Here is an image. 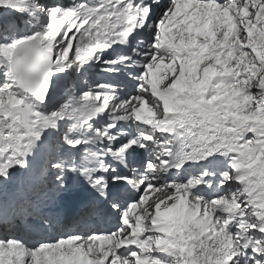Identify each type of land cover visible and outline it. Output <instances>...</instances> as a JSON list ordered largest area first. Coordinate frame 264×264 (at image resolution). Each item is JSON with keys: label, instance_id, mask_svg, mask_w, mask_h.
I'll use <instances>...</instances> for the list:
<instances>
[{"label": "snow or ice", "instance_id": "6c2138e0", "mask_svg": "<svg viewBox=\"0 0 264 264\" xmlns=\"http://www.w3.org/2000/svg\"><path fill=\"white\" fill-rule=\"evenodd\" d=\"M10 2L12 0H0V6ZM16 2L21 8L33 6L29 0ZM209 3L219 6L220 9L234 5V12L241 7L246 9L249 16L253 17V22L262 26L261 32L250 36L246 31L244 38L241 39L239 29H236L230 39H225L221 31L223 23L219 13L215 8L209 9ZM176 7L177 0H170L169 6L164 9L155 25L153 42L149 45L150 52L144 53L150 58L138 76L139 90L146 86L145 78L152 66L161 61L178 63V58L200 59L204 56L206 47L209 59L203 66L219 59L223 67L218 68V79L206 82L203 88L189 87L187 89L189 96L177 100V104L180 105L179 113L173 116L166 114L163 118L165 123L160 127L164 132L177 133L187 141L188 150L179 152L171 166L179 168L185 161H199L215 153L229 157V170L222 173L221 184L235 180L243 185L239 196L233 192L229 197L235 202L243 198V203L236 209L241 215L237 218L231 209L226 210L225 215L228 218L224 219L222 227L217 226L219 218L215 216V212L219 209L216 207L211 211L206 210L207 221L197 218L196 209L201 205L207 207L219 198L217 196L206 200L192 193L193 187L200 184L203 176L207 175L203 172L184 183L175 180L168 183L177 190L185 189L186 185H194L186 189L184 200L180 201L181 204L186 201L191 206L192 210L189 213L182 209L181 215L174 222H161L157 219L154 228L162 235L157 236L152 243L148 240L129 242L127 237L118 236L117 233H123L129 226V216L140 205L145 192L157 185L152 183L155 177L142 175L132 183L145 184L147 181L143 193L139 200L123 209L121 227L117 230L105 235L99 233L86 237L70 235L55 242L39 243L35 247H26L24 243L14 238L0 239V264H81V258H84L87 264H168L167 261L152 255L156 252L152 244H155L159 252L175 249V255L179 258L178 264H186L187 258L193 255V250L197 247L195 243L189 244L188 241L200 239L201 236L214 241L216 247L213 250L221 255L219 264H231L237 252L248 248L260 257L254 258L252 264H264V238L253 239L248 235L252 229L264 234V213H257L252 207L255 203L254 198L264 199V125L257 126L238 119L239 105L231 95L222 103L216 102L226 89H231L239 92L245 99H251L254 103L264 106V0H193L190 9L182 11L180 20L176 21L175 39L173 35L164 38L165 22L176 11ZM47 12L48 22L39 31L13 39L11 42H0V70L3 71L4 77L3 83L0 84V100L6 101L0 106V152L11 151L13 158L24 157L33 142L41 137L42 131L49 126H55L57 120L69 117L84 124L92 115L108 105L109 96L102 95L99 91H85L81 94L78 105L63 103L57 110L45 115L37 111L34 104L27 103L24 97L30 94L35 101H44L46 90H50L51 73L66 67L70 54L75 61L83 63L96 50L121 41L134 27L143 22L150 12V7L143 0L140 3H133V0H100L94 6L82 0L81 3L66 8L52 7L47 9ZM253 14H258V18ZM185 19L187 23H184ZM244 19L241 17V20ZM188 24L197 29L207 25L213 33H217L214 44L220 48L219 55L213 54V47L208 44L209 37L206 34L195 37L185 33L183 29L187 28ZM180 40H184L188 45H195L196 50L176 42ZM233 60L234 66L230 63ZM242 60L245 64L243 68L240 67ZM116 62L118 61H107ZM241 74L242 77L238 78ZM97 87L105 86L101 84ZM206 91L209 94L208 99L204 98ZM13 97L14 100L10 99ZM173 97L175 98V94ZM131 99H135V96ZM129 102L130 98L116 105L113 111H125ZM120 118L127 119L125 116ZM245 133H251V136L247 137L248 141H259L256 151L260 154V164L255 169L246 170L250 154L242 152L233 142L236 137L244 139ZM141 135L144 138L145 135L143 133ZM65 140L73 146L80 143V140L68 136H65ZM137 142L129 140L116 151L123 152L129 145ZM167 143L162 142L161 147L163 153L170 154L171 150L166 146ZM237 152L240 154L237 155ZM22 162V159H13L0 164V175L6 174L11 163ZM53 167L60 165L54 164ZM167 167H169L167 160H160L158 165L151 160L147 163V169L151 172L164 171ZM80 171L87 178L88 169L81 167ZM90 183L103 194L105 187L103 177L90 179ZM174 196H181V192L176 191ZM249 209L253 211V215L258 216V223L248 221ZM233 224L238 229L235 232L230 230ZM138 231L143 232L144 229L140 228ZM184 232H188L187 238L183 235ZM173 234H179L180 239L167 238ZM96 242H99V245ZM125 244L128 245L127 249L133 247L135 249L129 250L127 256L121 255L118 251ZM190 264H196V261L192 260ZM211 264L216 262L213 261Z\"/></svg>", "mask_w": 264, "mask_h": 264}, {"label": "rangeland", "instance_id": "374dc122", "mask_svg": "<svg viewBox=\"0 0 264 264\" xmlns=\"http://www.w3.org/2000/svg\"><path fill=\"white\" fill-rule=\"evenodd\" d=\"M81 2L82 0H29V3L32 4L33 6L29 8H21L18 6L16 0H12V2L0 6V22H3V24L10 26L8 22H14L16 21L15 20L16 18L22 17V15L24 14L23 20H21L23 24H19V22H16L18 31L11 29L10 30L11 33L6 36V40L2 41L1 40L2 36H0V42H11L10 40L14 38L18 39L22 36L30 35L35 31H39L48 22L47 9H50L55 6L66 8L73 6L75 4H79ZM83 2H90L92 6L96 4L90 0H83ZM229 8L230 7L224 8V10L229 12V15H227L228 16L227 22L225 23L223 22V27L221 28L223 34H227L233 28V18H232V13L229 11ZM157 17H159V14L157 15ZM143 21H145V18ZM156 23L157 22L154 19L150 20L144 29V34L138 40L140 41V47L143 51L150 52L149 45H151V43L153 42L154 34L156 31V27H155ZM184 23H187L186 20L184 21ZM257 25L258 23L252 24L249 30L255 29ZM141 28H143V25L141 26ZM195 30L205 33L203 31V28L197 29L194 26H192L191 30H189L188 28V29H184L183 31L185 33L194 36ZM261 30L262 28L258 30L256 35H258L261 32ZM207 33H211V35L214 34L210 30V28L207 31ZM188 46L192 47L194 51L196 50L195 45H188ZM120 57H124L125 59L119 60L118 58ZM204 58L205 56H203L200 59L178 58L179 60L178 63L175 61L173 62L166 61L172 66L173 65L176 66L175 70L165 78L164 83H170L171 86L174 89H176V93L178 94L177 100H183V98L189 96V92L187 91L189 87L199 89L205 86L202 82L207 81L208 77L215 73L214 70H212L211 68H213V64L217 60L210 61L207 63L206 66L202 67V63L205 64V62L208 61V60L203 61ZM246 59L247 58L245 57V60ZM72 60H73L72 54H70V58L67 61V63ZM112 60H117L118 62H116V64H122L126 66L128 70L131 72V74L136 78V80L138 79V76L143 72V66L147 62L146 61L144 63H138L137 65H134V62L133 60L130 59L129 55L115 53L112 56L111 54H108L105 58L100 59L98 56H94L93 53L91 58H87L85 62H90L92 64L89 66L98 68V72L96 73V75L91 76L89 82L84 81V78L87 75V73L77 74L75 72L72 73L69 72L61 76L54 75L53 82L54 85L56 86V88L54 89L60 87L66 89V91L62 94L61 92H56L54 89H52L48 99L45 101L47 112H42V110L40 109L37 110V108L36 110L47 115L52 111L57 110L58 107L63 103H71L73 106H76L80 103L79 98L81 94L85 91H92V92L99 91L102 95L109 96L113 91L122 90L119 86L111 83L112 81H115L117 79V77L114 76L115 72L117 71V66L116 65L114 66L115 63H107V61H112ZM162 70H163L162 65H159L157 63L152 66V68L149 70L148 73L151 76H153L156 73V71L162 72ZM2 72L3 71L0 70V75L3 74ZM157 79L159 80V78ZM157 79L154 78V80ZM3 80L4 77L3 79H1L0 77V84L3 83ZM101 84L104 85L105 87L98 88L97 85H101ZM72 88H75L77 91L75 94L70 96L73 92ZM143 90L147 92L146 89ZM149 92L154 93L152 90H149ZM10 99L14 100L15 98L13 97ZM177 100H175L174 103L172 104V109H178V110L180 109V105L177 104ZM25 101L27 103H32L30 100H27L26 97H25ZM245 102H246L245 98L238 99L239 109L242 112L247 111L246 112L247 117L252 116V119L259 120V122L263 123L264 125V113L258 107L259 117L254 116V112L257 110L249 109L247 107V104H245ZM4 103H6V101L0 100V106H3ZM164 105H167V97L161 95V98H159L158 100V106L156 108L161 109ZM106 109L107 108L105 107L102 110L95 113L97 115H92L90 117V118L98 119L100 116H104L103 122H101V124H98L99 121L98 120L97 124L94 127H101V125L106 123V117H105V113H107ZM60 120H65L66 121L65 125L62 126L59 123ZM122 120L125 119H121V118L116 119L113 125L107 128V131L102 132L98 136L93 133L82 136L80 134V129L84 126L85 123L80 124L76 119L64 117L62 119L57 120L55 126H49L47 128L48 134L46 135L43 134L45 137H48L47 143L33 142V145L30 147L29 151L25 153V160L27 161V164L30 165V169L28 168V170L21 173L15 181L8 184V185L15 184L14 190H15V195L18 197L19 204L17 206L19 207V210L14 212L12 210L11 212L8 206L1 200L0 197V233L8 232L5 239L14 238L20 240L22 243H25L24 241L29 239V236H35L41 233L43 235L46 234V236H48L50 239H54L57 236V232L58 233L61 232L60 229H58V225L59 224L62 225L63 223L61 218L58 215H56L55 212L57 209L62 210V206H59V208L58 207L54 208L53 203L57 202L58 204L60 193L67 189L68 185L65 183V180L67 178H70L73 174L75 175V173H79L83 175L80 171L81 167L88 169L87 164L94 157L93 154L96 153V148L98 144L102 143L103 141H107L110 145L112 144L114 138L117 136L116 133L117 131L113 130L111 132V130L117 122ZM88 122L89 119L86 123ZM92 124L93 122H91L89 125L92 126ZM107 125L108 123H106V126ZM122 133H126V131H123ZM65 136L78 139L80 140V143L74 146L69 145L65 140ZM256 144L258 145L259 143L255 141L250 146L249 154L251 161L249 165L246 166V170L254 169L252 165L257 166V164L260 162L259 161L260 154L258 151H256V148L255 149L253 148ZM43 145H46L44 147L45 148L44 152L46 155L44 159H42L40 153L36 154L35 152L37 148H41ZM0 153H3L2 156L5 157L6 159L4 152H0ZM1 161L2 158L0 157V162ZM54 164H59L60 167H53ZM92 172L93 171L90 170L88 175H91ZM242 187L243 185L240 186V189ZM173 192L175 193L176 191L174 190ZM185 194H186L185 191H181V195L185 196ZM90 196H92L93 198H97L100 196V193L97 195L92 194ZM167 196L168 195H166V197ZM180 201H183V198L181 199V196H179L178 199L179 205H180ZM261 204L264 206L263 200L261 201ZM209 206L210 205L205 207L201 205L200 208L196 209V212L198 213L199 210H202L203 214H205L206 210L210 211L208 209ZM228 207L229 208H225V212L226 210L231 209L232 212L235 214V208L233 207V204H231ZM91 208H93V205L91 206ZM188 210L189 209L187 210L183 209L185 213ZM83 214L84 213H81L72 223V231H75L80 236H83L81 235V233H84L85 231L83 230L85 224L84 221L90 220L92 223L94 222V219L89 218L88 214L86 215ZM220 215L219 216L217 215L216 217H219L220 219L218 221H221L223 224L224 219L228 217H226L225 213L222 214L223 216ZM6 216H8V220L5 223H1L2 219ZM238 217L239 215L237 216V218ZM250 217H252L251 214ZM135 219L136 222H139L137 220L138 217H136ZM96 225L97 224H94V226ZM118 225L119 227H121V220L118 221ZM217 226L219 227L218 224ZM230 230L235 232L238 229L235 227V224H233ZM90 232L91 230L88 232V235L90 234ZM240 234L243 235V232H241ZM117 235L120 236V233H117ZM248 235H250L253 239L263 238L262 233H258L253 229L249 230ZM175 237L176 236L173 235V238ZM97 245H99V243H97ZM193 255H194V251H193ZM193 255L191 257H193ZM255 255L256 254L253 253L251 249V253L249 254V256H255ZM157 258H162V257H157ZM83 259L84 258H81V262ZM217 261L219 262L220 260ZM196 264H202V263L196 261Z\"/></svg>", "mask_w": 264, "mask_h": 264}, {"label": "bare ground", "instance_id": "6f19581e", "mask_svg": "<svg viewBox=\"0 0 264 264\" xmlns=\"http://www.w3.org/2000/svg\"><path fill=\"white\" fill-rule=\"evenodd\" d=\"M190 1L193 2V0L179 1L178 8L188 7V9H190V6L192 4V2H190ZM212 7H213V5L211 3H209L208 8L212 9ZM216 7L219 8V6H216ZM233 7H235V6L233 5ZM236 12H239V13L243 14L242 17L245 18L244 20H240L241 17L238 16V15L236 16V23H237L236 24V26H237L236 29H239V35L243 39L244 35H245V30L248 29L249 26L252 23H254L253 22V17L249 16V13H248V11L246 9L244 10V12H240L239 9H238ZM253 16L257 17L258 14H253ZM260 27H262V26L260 25ZM205 34L206 33H201V32L196 31V30L194 31V36L195 37H200V36L205 35ZM206 35L209 37L208 44L212 45V47H213V54L217 55L218 54V50H220V48H219V46L214 44V41H216V37H217L218 34L215 33L214 36H211V35H208V34H206ZM230 38H231V36L229 37V39ZM135 48H137V46H135L134 44H132L131 46L125 47L124 45L120 44V41H118V42H115V45L111 48L110 54H114L115 52H122V53H125V54H130L133 50H135ZM101 50L102 49L96 50L94 55L98 56L100 59H103L107 55H103L101 53ZM204 55H205L206 58H209V53H208V48L207 47L204 49ZM135 59L139 60L140 57L139 56H135ZM166 61L167 60L163 61V64H165ZM230 63L234 66L235 65V60L230 61ZM203 65L204 64L202 63V67H203ZM219 67H223V65H221L219 59H217V61L213 64V68H211V69L212 70H218ZM240 67L241 68L245 67V64H244L243 60L240 63ZM175 68H176V66L173 65L171 68L166 69L164 71V73L161 74V75H159L158 73H155L153 76H151L149 73H147V76L145 78V85L146 86L143 87V89L146 88V91L151 90L155 86V83L158 81L157 78L162 79V78L170 75ZM233 70H235V68H233ZM69 72L70 73L75 72L77 74L87 73V75L84 78V81L89 82L90 79H91V76H95L96 73L98 72V68H95V67H92V66H84L81 62L75 61L73 59L72 61H69L67 63L66 67H64V68H62L60 70L53 71V73H52V82L54 81V75L61 76V75H64L65 73H69ZM114 76L117 77V79L115 81H112L111 83L119 86L122 90L113 91L109 95L110 99L108 101V105L106 106L107 107V112L109 114L124 113V112L130 111V110H134L138 106L142 105L145 108H144L143 111H140L138 113V115L142 117L144 113H146V112H148L150 110L157 109L156 107L158 106V103L155 102V101H150V99H153L152 96L149 95V94L147 95V93L143 89L141 91L139 90L140 81L138 79L136 80V78L131 74V72L128 70V68L126 66L118 65L117 66V71L115 72ZM154 78H156L157 80H154ZM217 79H218V77L216 78V80ZM207 80H210V78H208ZM53 85H54V82H53ZM53 85H52L51 89L48 92L47 98L49 97V94L51 93L52 89L56 88V86L55 85L53 86ZM158 87H159V89L162 92L165 93V92H167V89L171 87V84L170 83H162V84H159ZM54 90L56 92H61L62 94L66 91V89H63V88H60V87L57 88V89H54ZM72 91L73 92H72V94L70 96L75 94L77 90L75 88H72ZM129 93H132L133 96H135V98L137 100L130 99V102L128 103L127 108H126L125 111H123V112L115 111L114 112L113 109L116 107V105H118L121 102L127 100V97L129 95ZM25 96H28V95H25ZM140 99L144 100L143 103H142V101H140ZM32 102H33V104L35 105L36 108L42 107V105H38L34 99H32ZM44 107L47 108L46 105H44ZM134 114L135 113H132V116ZM142 122L143 121L141 119L134 120L132 122L133 129L131 130V132L135 133V132H140L141 131V132H143V133H145L147 135L150 134V132H152V130L149 127H147V126L142 125L141 124ZM59 123L63 126V125H65L66 121L65 120H60ZM117 131H118L117 132V137L113 140L111 145L108 143L107 152H105L106 157L108 159H113V161L110 160L109 162H105V160L103 158H97V160L94 162V165L96 164L98 169L99 168L105 169V172H108L109 175H113V176L117 175V171H115V170L119 168L120 163L123 161L122 160L123 156L127 155L125 153L128 151V149H130L129 147H127V148H125V150L123 152H117L116 151V149H118L122 145L127 144V139H128L127 137H125L121 133L122 131H120L119 129H117ZM89 133H93L95 135H98L96 133L95 128L93 126H90L89 124H85L80 129V134L82 136H85V135H87ZM47 138L48 137H45L43 134H41V137L39 139H40V142L47 143ZM150 140H152V139L150 138ZM234 140L236 142L235 144H236L237 148L240 149L241 148V144H242L241 142L244 139L236 137ZM105 143H107V142H104V144ZM151 147H153V145H151ZM4 154L6 156L5 162L6 161H11L13 159H20V157L13 158L11 151H5ZM219 154H220L221 157L225 156L222 153H219ZM236 154L239 155L240 153L237 152ZM2 155H3V153H0V156H2ZM217 157H219V156L214 155L212 160H214V159L217 160ZM21 159L23 161L21 164L11 163L10 166L6 170V174L0 175V190L2 188H4V186L9 181H10V183L15 181L18 178V174L21 173L24 170V167L26 165L25 156L22 157ZM259 161H260V159H259ZM140 164H141V161L137 160V161L134 162V167H137ZM259 164H260V162L257 164V166H254V165H252V166L255 169V168H257L259 166ZM211 165H212V167L210 168L211 170H214L216 172H221V169H220L219 165H213V164H211ZM108 168H110V169L108 170ZM125 176L126 175H120V177H118V179H121V178H123ZM82 178H84V177H82ZM221 180H222V178L220 177L215 182L218 187H220L221 189H223L225 191L233 189V185L231 184L230 181H225L223 184H221ZM146 183H147V181H145V184H142L141 186L145 187ZM141 186L136 188V189H134L133 193H137L140 190ZM90 189H91L92 192H96L95 187H91ZM172 192L173 191H170L169 194L171 193V195H169L167 197H166V195H164V196L162 195L163 196L162 198H164V200L162 201L161 206L163 208L169 207L170 205H172L173 202H175V201H177L179 199V197H175L174 195H172ZM154 195H155V192L153 190L146 191L145 195H144V200L140 202V205H138L137 209L134 210V213L147 215V212H145V208L150 207L151 204L149 202V197L150 196H154ZM182 198L184 200V195H181V199ZM111 200H113V199H111ZM117 201H119V200H117ZM72 202L75 203V206H78V205L84 203L83 200H81V199H79L78 201L73 200ZM234 204H236V202ZM57 207H58V204H57ZM182 209H186V210L189 209L186 213H189L192 210L191 206L186 201H184V203H182V204L180 203L178 211L180 212ZM68 212L69 211L67 210L65 212V214H67ZM87 212L89 213L90 210L88 209L86 211V213ZM86 213H84V215ZM250 213H253V211L252 210L247 211V217L250 216ZM236 214L237 215H241V213H239V212H237ZM220 216H223V215L221 214ZM171 217H174V216L171 214ZM197 218L201 219L202 221H207V216L205 214H203L202 210H199V212L197 213ZM129 219H130V223H132V225L126 227L124 229L123 233H120V235L122 237H127V240L129 242H131L133 240H136V241H138V240L139 241L148 240L149 243H152V241H154L157 236L162 235V233H160L159 231L151 229L152 225L149 222H138L136 224V229H137L136 235H137L138 239H135L134 237H130L131 234L129 233V230H130L131 227L135 226L136 220H135L134 215H132V214H130ZM248 221H249V219H248ZM217 224L219 225V227L223 226L221 221H217ZM140 228H143L144 231L143 232L138 231ZM86 230H89V229H86ZM193 230L195 231V229H193ZM70 231L71 230H69V229H65V231L63 232V233H65V237L70 234ZM100 232H102V230L99 231L98 233H100ZM86 233H87V231H86ZM173 235L176 236V237L173 238L172 236H168L167 238L171 239V240H179L180 239V235L179 234H173ZM183 235L185 236V238H187L189 234H188V232H184ZM5 237H6V234H4V233L0 234V238L1 239H5ZM55 240H57V238H55ZM25 241H26V244H25L26 247H35L39 243L50 242V239L48 237H45V236L39 234V235L35 236L34 238H30V239H27ZM188 242H189V244L195 243L197 245V247L193 250L194 251L193 257H189V260H191V261L192 260L199 261L202 264H211V262L215 261L216 264H219V262L217 260L221 259V255L213 250L214 247H216V245L214 244V241L212 239H209V238H207L205 236H201L200 239L189 240ZM126 247H128L127 244L122 245L121 249L118 250L119 253L121 255H123V256H127L129 250H135L134 247L132 249H127ZM152 247H153V250L156 251V252L152 253L153 256L162 257V258H159V259L167 261L168 264H178L179 258L175 255V252H176L175 249H168L165 252H159V250L156 249L155 244H152ZM105 248H107V244L105 245ZM123 248H125V249H123ZM250 253H251V248L246 249L244 251V257L243 258H234L233 259L234 264H238V262H236V261H238V259H241V262L239 264H252V260L254 258H250V256H249ZM81 264H87V261L85 259H83Z\"/></svg>", "mask_w": 264, "mask_h": 264}, {"label": "water", "instance_id": "95a60500", "mask_svg": "<svg viewBox=\"0 0 264 264\" xmlns=\"http://www.w3.org/2000/svg\"><path fill=\"white\" fill-rule=\"evenodd\" d=\"M52 85V75H50V89H51V86ZM48 92H49V90H46V94H45V100H46V98H47V95H48ZM44 100V101H45ZM43 102V101H42ZM188 264H190V261L188 262Z\"/></svg>", "mask_w": 264, "mask_h": 264}]
</instances>
